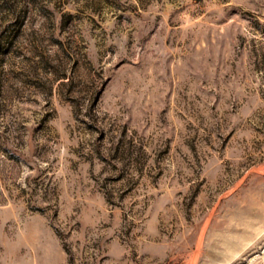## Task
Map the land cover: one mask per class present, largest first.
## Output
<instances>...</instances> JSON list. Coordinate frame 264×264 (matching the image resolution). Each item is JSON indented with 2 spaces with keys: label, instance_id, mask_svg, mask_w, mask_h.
<instances>
[{
  "label": "rangeland",
  "instance_id": "374dc122",
  "mask_svg": "<svg viewBox=\"0 0 264 264\" xmlns=\"http://www.w3.org/2000/svg\"><path fill=\"white\" fill-rule=\"evenodd\" d=\"M0 264H264V0H0Z\"/></svg>",
  "mask_w": 264,
  "mask_h": 264
}]
</instances>
